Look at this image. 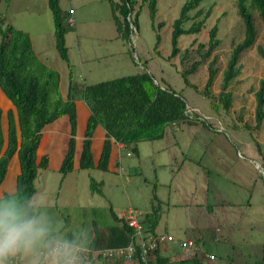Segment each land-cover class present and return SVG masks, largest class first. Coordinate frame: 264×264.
<instances>
[{
    "label": "rangeland",
    "instance_id": "1",
    "mask_svg": "<svg viewBox=\"0 0 264 264\" xmlns=\"http://www.w3.org/2000/svg\"><path fill=\"white\" fill-rule=\"evenodd\" d=\"M185 1L156 0L151 20L147 4L136 0L127 17L135 27L123 40L115 23H124L123 16L108 0H59L63 16L72 11L74 25L64 39L80 90L147 72L155 83L184 100L187 113L186 120L165 127L162 139L137 143L135 153L120 150L115 172L75 169L62 178L58 172L39 168L35 194L42 195L50 211L67 225L89 227L92 236L94 231L101 235L117 226L113 215L120 218L131 209L142 218L153 207L158 211L156 231L177 240H194L203 264H264V120L258 128L254 120L255 93L264 82V23L252 11L256 40L239 59V73L225 90L231 95L230 106L224 109L219 100L222 73L232 48L244 36L235 0H202L182 27L197 21L198 9L209 14L204 27L199 34L182 35L179 52L170 59L172 23ZM6 25L29 35L36 57L59 73V91L66 94L68 70L54 46L48 0H0V27ZM213 25L218 27L219 44L202 59L205 50L197 47L207 44ZM213 59L216 74L206 96ZM193 63H197L194 69ZM3 96L0 90L5 134L7 111L15 119L16 112ZM16 173L14 162L6 184ZM91 180L100 192L91 189ZM206 255L214 260L209 262Z\"/></svg>",
    "mask_w": 264,
    "mask_h": 264
},
{
    "label": "trees",
    "instance_id": "2",
    "mask_svg": "<svg viewBox=\"0 0 264 264\" xmlns=\"http://www.w3.org/2000/svg\"><path fill=\"white\" fill-rule=\"evenodd\" d=\"M108 1L112 8L120 10L124 23L121 24L116 20V30L120 38L128 40L131 27H135V22L134 20L128 21L127 17H131L130 14L136 0H120L119 5H116L112 0ZM201 1L186 0L180 8L178 17L173 21L170 59L177 56L179 38L182 35L199 34L204 27L209 14L207 12L203 13L202 9H198L194 14L196 22H193L187 29L182 27L189 20L188 13L197 8ZM142 2L147 4L149 17L153 20L156 14V0H142ZM235 3L237 14L243 25L244 36L232 48L226 69L222 73L219 100L224 109H228L230 106L231 95L225 90L239 73V59L245 51L252 48L256 40L257 33L252 11H256L264 23V0H235ZM48 8L54 26V46L68 70V85L64 97L59 91V73L39 61L33 51L29 35L9 25L0 27V90L1 94L3 93L2 96H5V100L16 112L15 119L13 112L11 110L7 111V137L5 139L0 110V186L5 179L8 165L14 156L17 171V159L20 171L16 177L15 185L22 186L30 195L36 192L34 180L37 170L39 168L47 169L46 155H43L38 163L36 161L41 131L63 116L68 117L70 136L58 173L64 178L73 171L76 132L74 101L79 96L90 111L83 133L79 161V169L82 170L93 168L101 171L107 170L111 138L135 153L137 143L160 140L163 138L165 127L168 124L186 120L187 107L184 100L173 91L155 83L154 78L147 72L85 85L80 90L73 80L72 68L65 47L64 36L69 28L65 22L67 16L62 15L59 0H48ZM217 31V25H213L208 31L207 44L198 45V50H205L202 59H207L216 50L219 44ZM158 40L159 36L157 35V42ZM261 55L264 57L263 51ZM214 61L215 59L208 65V79L204 86L206 96H208L216 74V70L213 68ZM196 64L193 63L190 68L194 69ZM255 101L254 120L255 127L258 128L264 120L263 81L260 82L259 89L255 93ZM98 125L105 131L106 138L99 161L94 167L91 139L94 129ZM9 174L10 172H8V176ZM13 183L14 179L12 185ZM97 186L91 180V189L100 192ZM113 219L121 224L109 227L102 234L100 233L101 235L98 232H93L95 248H118L129 243L131 229L115 215H113ZM157 223L158 211L152 207L151 212L143 216L141 224L147 231L155 234L154 230ZM101 236L104 237L102 243H100ZM149 257L150 264H203L196 252L191 259L177 258L171 260L159 251L150 254Z\"/></svg>",
    "mask_w": 264,
    "mask_h": 264
},
{
    "label": "clouds",
    "instance_id": "3",
    "mask_svg": "<svg viewBox=\"0 0 264 264\" xmlns=\"http://www.w3.org/2000/svg\"><path fill=\"white\" fill-rule=\"evenodd\" d=\"M89 227L73 229L45 198L0 186V264H95Z\"/></svg>",
    "mask_w": 264,
    "mask_h": 264
},
{
    "label": "crops",
    "instance_id": "4",
    "mask_svg": "<svg viewBox=\"0 0 264 264\" xmlns=\"http://www.w3.org/2000/svg\"><path fill=\"white\" fill-rule=\"evenodd\" d=\"M62 96L64 97L65 94H62ZM74 104H75V110H76V132H75V150H74V157H73V171L75 169H79V161H80V155L82 151L83 133L85 130L87 119L90 115V111L88 107L86 106V104L84 103V101L82 100L80 96L75 99ZM6 120H7V117H6ZM69 132H70V127H69V120L67 116L60 117L53 123L43 128V130L41 131V139L39 142V146L36 152L37 163L39 162L40 158L43 155H46L47 156V170L58 172L62 159L67 150L68 140L70 136ZM3 135H4V138L6 139L7 133L5 134L3 133ZM105 138H106L105 131L102 129L101 126L99 125L96 126L93 132L92 139H91V154H92V161H93L94 167H96L99 161ZM110 144H111L110 155H109V160H108L106 171L115 172L119 167V152L122 149L127 150V148H125L124 145L115 142L112 138L110 139ZM40 148L42 149V151H40L38 154V150ZM13 158L14 156L12 157L8 165L7 173H6L5 179L2 182L1 186L11 187L16 184V177L20 172L18 159H17L18 171L14 176V183L13 185H10L12 184V182H9L8 184H6L8 172H11L12 164L16 162ZM123 214L124 213L120 215V218H118L119 220L123 219L122 218ZM120 224L121 223H118V225ZM195 227H193L192 229H195ZM154 232L155 234H160L159 232L156 231V228ZM103 238L104 237L101 236V240ZM99 248H105V247H98L95 249H99ZM178 252H179L178 254L179 256L176 257L175 255ZM160 253L162 255L168 256L171 260H175L178 257L182 258L181 252L175 247L170 246V245H164V247H162V249L160 250ZM94 259H95V264H138L135 260L129 261V260H123L119 258H115V259L94 258Z\"/></svg>",
    "mask_w": 264,
    "mask_h": 264
},
{
    "label": "built area",
    "instance_id": "5",
    "mask_svg": "<svg viewBox=\"0 0 264 264\" xmlns=\"http://www.w3.org/2000/svg\"><path fill=\"white\" fill-rule=\"evenodd\" d=\"M69 27L74 25L72 11H69L65 20ZM187 113V112H186ZM130 154L127 153V156ZM141 213L128 210L122 215V220L131 229L130 241L126 246L118 248H99L95 258L135 260L137 263L150 264V254L159 251L164 245L175 247L181 252L182 259H191L196 252V242L191 239L177 240L170 234H152L141 224ZM207 260L213 261V255H206Z\"/></svg>",
    "mask_w": 264,
    "mask_h": 264
},
{
    "label": "water",
    "instance_id": "6",
    "mask_svg": "<svg viewBox=\"0 0 264 264\" xmlns=\"http://www.w3.org/2000/svg\"><path fill=\"white\" fill-rule=\"evenodd\" d=\"M6 117H7V114H6ZM6 124H7V122H6ZM17 128H18V125H17Z\"/></svg>",
    "mask_w": 264,
    "mask_h": 264
}]
</instances>
